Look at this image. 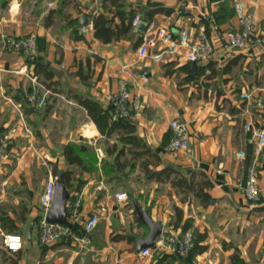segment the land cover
<instances>
[{
    "label": "crops",
    "instance_id": "crops-1",
    "mask_svg": "<svg viewBox=\"0 0 264 264\" xmlns=\"http://www.w3.org/2000/svg\"><path fill=\"white\" fill-rule=\"evenodd\" d=\"M104 1L14 0L11 10H0V201L7 198L2 194L6 185L19 187L18 174L30 171L25 168V157H18L20 153L42 155L52 165L47 166L42 194L50 179L59 178L54 177V169L60 174L72 172L67 202L71 235L44 245L41 227L4 215L13 220L16 229L9 231L0 223V264H264V211L258 209L264 205V150L259 155L254 152L255 132L264 130V0H239L252 15L257 34L252 44L235 50L226 46L224 34L238 28L233 8L236 0H124L125 10L134 9L174 36L184 29L195 33L206 30L214 53L207 71L200 76L196 69L203 64L190 63L184 55L160 63L139 58L137 41L144 35L140 25L132 27L127 37L108 44L96 39L92 17L105 12ZM156 7L175 11L170 16L157 14L149 19V11ZM114 22L118 24L119 19ZM31 34L36 36L39 62L55 72L51 81L40 77L44 80L41 83L34 64L27 62L23 41ZM183 65H190L191 70H181ZM121 82L141 96L140 108L129 120L154 157L125 142L124 132L114 133L124 142L122 147L113 143L114 134L105 138L79 104V99H91L111 115V96ZM43 83L53 85L57 92L51 93ZM35 90L47 97V105L41 109L28 101ZM243 93L251 94V98L244 99ZM56 106L77 110L69 129L63 126L67 112H57ZM173 120L186 124L188 151L172 152L168 148ZM249 121L252 126L247 130ZM37 131L44 144H38ZM67 144H76L81 156L82 151H92L95 168L85 160L83 165H70L63 156ZM114 146L116 151L109 154ZM121 149L125 151L121 157H127L130 151L132 160L128 163L121 157L117 163ZM239 151L246 154V159L236 157ZM13 154L17 163L10 167ZM139 159L140 164H135ZM145 164L153 171L171 166L187 176L194 171L204 173L213 183L208 190L212 203L203 205L191 193L149 178ZM253 164L258 169L261 199L250 205L237 183ZM135 170L139 182L133 189L117 184V176ZM6 175L10 177L4 179ZM124 192L129 193L128 199H118L117 195ZM42 194L38 198L41 219ZM132 197L152 220L163 223V234L150 248L149 256H143L134 241L146 237L148 230L137 222ZM93 214H98L100 221L94 230L86 232L85 223ZM132 223L142 229L138 233L133 229L132 233ZM184 226L192 232L199 250L188 259L180 258L169 241L186 232ZM7 233L23 236L22 249L17 253L4 250L3 235Z\"/></svg>",
    "mask_w": 264,
    "mask_h": 264
},
{
    "label": "built area",
    "instance_id": "built-area-1",
    "mask_svg": "<svg viewBox=\"0 0 264 264\" xmlns=\"http://www.w3.org/2000/svg\"><path fill=\"white\" fill-rule=\"evenodd\" d=\"M234 12L238 22L237 29L228 30L224 34L226 46L230 49H243L255 40L257 29L252 15L249 13L243 2L236 0L233 4ZM146 23V30L143 35V42L138 48V56L141 59L150 58L156 63L171 60L175 56L184 55L190 63L207 64L210 62L214 53V45L212 38L203 30L200 33H195L190 29H184L177 36L166 28L157 27L153 22L148 21L141 14H137L132 21V27L137 28L141 23ZM219 34H217L218 36ZM25 52L29 61L34 62L38 57V45L36 36L29 35L24 41ZM244 99H250L251 94L243 93ZM28 101L35 108L41 109L47 105L46 95H39L35 90L28 96ZM141 104L140 94L133 93L126 82H121L111 96V106L114 119H130L139 110ZM252 122L245 124L247 130H250ZM172 130V138L169 143V150L172 152L188 151L190 147V138L187 133L186 124L173 120L170 123ZM256 144L254 152L259 155L264 150V130H256ZM6 148V144H3ZM98 154L102 156L101 150ZM238 159H246V154L243 151L236 153ZM237 187L243 192L246 200L250 205H255L260 202V190L258 184V169L256 164L251 165L246 177L237 183ZM55 194V180L50 179L46 185L45 191L41 195L40 204L43 209V217L40 224L41 227V242L44 245H50L58 240L71 235L69 227L59 224H49L46 221V213L51 208ZM118 199H128L127 193L117 195ZM100 221L98 214H93L85 223V231L91 232L94 230ZM23 236L19 233H7L3 235L4 250L10 253H16L22 249ZM87 242L86 238L82 239ZM169 241L174 247V250L181 257H186L189 249L194 246V237L191 231H186L180 236L170 237ZM151 249L142 251L143 256H149Z\"/></svg>",
    "mask_w": 264,
    "mask_h": 264
},
{
    "label": "trees",
    "instance_id": "trees-1",
    "mask_svg": "<svg viewBox=\"0 0 264 264\" xmlns=\"http://www.w3.org/2000/svg\"><path fill=\"white\" fill-rule=\"evenodd\" d=\"M109 2V5L107 4ZM112 7L115 10H112ZM124 0H105L103 3V8L105 12H98L92 17L94 37L103 43H111L112 41H117L123 37H127L132 31V21L135 16L138 14L137 11L131 9L129 11L124 9ZM174 8H165V7H156L149 11V19H152L153 16L157 14H164L170 16L174 13ZM106 13H109L108 16ZM115 18L119 19V23L116 24ZM206 33L207 31L204 30ZM143 42V35L140 36L137 43L141 45ZM37 59V58H36ZM34 72L35 76L38 78L43 77L46 81H51L55 78V72L50 69L46 64L39 62V58L34 62ZM181 70L189 72L191 70L190 65H183ZM207 71V64L197 67L196 74L200 76ZM173 73V72H171ZM46 85V83H45ZM50 88V86L46 85ZM79 104L86 109L88 116L95 122L97 128L99 129L101 135L105 138H110L114 133H122L124 135L122 139L128 144L136 148H143L146 154L151 155V151L147 148L146 145L141 143V140L136 136V125L131 122L129 119H114L113 112L111 115L106 111L99 103L92 101L91 99L82 98L79 99ZM112 116V117H110ZM115 146L113 150L108 153H114ZM78 146L76 144H67L63 148V156L70 165L78 164L83 165L84 159L81 156V152L78 151ZM134 157H138L137 152H132ZM125 155L124 149H121L116 155V161L121 156ZM154 157V155H151ZM140 157V155H139ZM157 158V157H156ZM123 165V164H122ZM133 166V165H132ZM145 173L151 179H156L160 182H169L174 188L178 189L182 193H191L196 198L200 199V202L203 205H209L212 203L213 198L209 194L208 190L213 187V183L209 180L208 176L204 173H197L196 171L192 172L189 176L185 175L179 169L173 168L171 166H165L159 171H153L149 169V166L145 164L144 167ZM54 177H61L63 183L67 188H70V181L72 177L71 171H65L62 174L58 170H53ZM207 190V191H206ZM260 211H264V205L258 207ZM139 225H142L141 222L137 219ZM0 223L4 229L13 231L16 229L13 220L9 216H0ZM177 225V224H176ZM72 227V224L71 226ZM185 231L188 229L187 226L183 228ZM198 245L194 242V246L189 249L186 257H181L182 259H188L194 253L198 252ZM17 253V252H16Z\"/></svg>",
    "mask_w": 264,
    "mask_h": 264
},
{
    "label": "rangeland",
    "instance_id": "rangeland-1",
    "mask_svg": "<svg viewBox=\"0 0 264 264\" xmlns=\"http://www.w3.org/2000/svg\"><path fill=\"white\" fill-rule=\"evenodd\" d=\"M14 0H0V10H2L3 12L8 11L9 9L11 10V5L14 3ZM18 10V9H17ZM15 14H17L15 12ZM39 55V54H38ZM39 57H37L38 59ZM36 59V60H37ZM28 64L31 66L32 63L31 61H28ZM31 77H33V75H30ZM36 80V79H35ZM41 83L44 82L43 78H40ZM37 81H39V79H37ZM51 83V82H50ZM49 83V85H50ZM43 86L46 87L48 89V87L46 85ZM53 85H50L49 90L51 91V93H55L57 92L58 89L53 88ZM207 93H205L206 95ZM42 95V94H41ZM50 96V94H49ZM57 112H67L65 115V119L67 120L65 122V124L63 126H66L67 129H69V127H71L72 125V116H75V114H77V110H72L71 112L68 110H64L62 109V107H55ZM44 113L41 114V116ZM50 121H47L46 126H49ZM36 137L38 139V144H44V140L42 137V134L40 133V131H37L36 133ZM113 140V143L122 147L124 142L120 141L118 139L117 134H114L113 137L111 138ZM103 142H106V139L102 140ZM70 143V142H69ZM80 146H85L87 148H89L90 145L89 143H81ZM129 146V145H128ZM126 146V149L128 148V150H130L131 147ZM112 144L108 143V148H111ZM82 156L85 160V162L87 163V165H89L91 168H95L94 164L96 161V156L92 153V151L85 152L82 151ZM128 153V152H127ZM130 153V151H129ZM128 153L127 157H121V161L123 163H128L130 160H132L131 155ZM14 155V154H13ZM56 155V154H55ZM42 155H35V154H31V155H23L20 153V155H18V157L20 158H24V161L26 162V167L27 169H29V172H21L18 174L17 179L19 180V187H15V185H11L12 187L6 185V187L4 188V193L2 194H6L7 198L6 199H2L3 201H0V215H10L16 222H21V219H26V223H30V222H34L39 228H40V224L42 219L40 218V213H41V209H40V205L38 203V198L40 196V194H42L43 188H44V184L46 182V179L48 177V172H47V166L52 167V165H50V163L46 160V159H42L41 157ZM14 158V160H13ZM10 159L13 160L12 164H10V167H13V165H16L17 163V156L14 155V157H12V155H10ZM129 159V161H128ZM141 159L137 160L135 164H140ZM138 171V170H137ZM137 171H131V173H127L124 176H117V184H120L119 186H121L123 184L124 188H131L133 189V185L137 182H139V178H138V173ZM104 172L107 174V176H110L111 173L108 172L107 169L104 170ZM10 176L6 175L4 176V179H8ZM28 180V181H27ZM22 186H26L22 189ZM21 187V188H20ZM0 190H2V188H0ZM123 191V189H121ZM125 191V190H124ZM129 194V193H128ZM15 196L17 198H15ZM14 197V198H13ZM131 196L129 195V201H130ZM5 200V201H4ZM8 200V201H7ZM7 201V202H6ZM34 213V216L32 215ZM134 224V227L131 228V232L134 233L133 229H135L137 231V233L142 229L141 226ZM41 230V229H40ZM41 235V233H40ZM41 237V236H40Z\"/></svg>",
    "mask_w": 264,
    "mask_h": 264
},
{
    "label": "water",
    "instance_id": "water-1",
    "mask_svg": "<svg viewBox=\"0 0 264 264\" xmlns=\"http://www.w3.org/2000/svg\"><path fill=\"white\" fill-rule=\"evenodd\" d=\"M86 21V18H83ZM139 30L145 32L146 23L140 24ZM84 32V30H83ZM70 194L68 188L63 183L61 177L55 181V194L51 208L46 213V221L49 224H59L66 227L71 226L68 220L67 202ZM132 202L137 216L148 230V234L144 238H134L139 252L154 247L156 240L163 234V223L161 221H154L149 216V213L144 210L139 204L138 200L132 197Z\"/></svg>",
    "mask_w": 264,
    "mask_h": 264
}]
</instances>
